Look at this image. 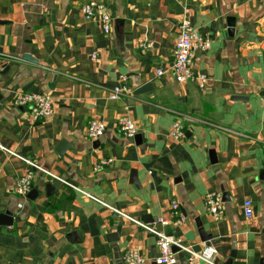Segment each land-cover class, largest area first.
Masks as SVG:
<instances>
[{"label": "crops", "instance_id": "obj_1", "mask_svg": "<svg viewBox=\"0 0 264 264\" xmlns=\"http://www.w3.org/2000/svg\"><path fill=\"white\" fill-rule=\"evenodd\" d=\"M89 2L110 16L109 34L82 15ZM183 19L210 40L193 57L202 90L170 71ZM123 76L130 94L110 99ZM19 93L48 94L52 115L14 107ZM124 116L138 128L131 140L116 127ZM93 119L106 125L97 140L86 135ZM175 121L180 140L169 137ZM0 145L67 183L36 170L35 193L20 196L31 167L0 150V213L11 214L0 264H123L128 250L154 264L155 236L83 193L196 251L211 244L216 264H264V0H0Z\"/></svg>", "mask_w": 264, "mask_h": 264}, {"label": "built area", "instance_id": "obj_2", "mask_svg": "<svg viewBox=\"0 0 264 264\" xmlns=\"http://www.w3.org/2000/svg\"><path fill=\"white\" fill-rule=\"evenodd\" d=\"M82 15L86 19H93L95 16H99V20L102 25L103 33L109 34L111 19L108 14L104 12V7L96 2H89L82 6ZM210 46V40L197 34L196 30L191 26L187 19H183L177 26V36L173 48V61L170 67L173 79L178 84H184L186 82H194L199 89H204L208 78L203 74H198L193 69V57L196 50H206ZM10 58L9 56H5ZM95 54L92 58H95ZM158 76L163 74L162 70L156 72ZM126 78L123 76L120 78V83L109 93V98L112 100L127 97L130 91L125 84ZM12 105L16 108H27L31 117L34 120H43L49 118L53 113V99L44 93H19L13 100ZM118 132L126 139L131 140L138 133V128L133 119L124 116L120 117L116 122ZM106 130V125L96 119L89 122L86 127V135L90 140H97L100 138ZM184 136V131L181 124L175 121L169 132V137L173 140H180ZM0 150L7 152L9 155L18 158L19 160L30 165L31 169L21 178L16 180L14 185V192L20 196H26L32 188L33 172L40 171L44 173L51 181L61 182L67 184L60 177L55 176L49 171L44 170L40 166L17 156L10 150L0 145ZM106 163V162H105ZM85 196L90 197L95 202H98L103 207H106L118 214L123 219L141 227L149 234L155 236L156 245L159 251V256L154 260V264H175L176 254L181 253L186 256V260L189 264H216L215 256L217 251L211 244H206L201 250L196 251L189 246H185L180 239L166 236L161 231L157 230L154 224H144L139 220L128 216L114 208H111L104 202L90 196L89 194L83 193ZM205 207L213 219L219 220L224 214L223 202L221 195L218 193H210L205 196L204 199ZM243 214L246 218H250L253 215L252 203L249 199L244 200L242 204ZM172 214L177 215L178 221L176 224L184 222V217L178 212V204L175 202L171 203ZM158 223L165 225L166 222L159 220ZM177 249L173 252L172 248ZM123 264H146V259L141 256L135 250H128L124 253L122 259Z\"/></svg>", "mask_w": 264, "mask_h": 264}, {"label": "water", "instance_id": "obj_3", "mask_svg": "<svg viewBox=\"0 0 264 264\" xmlns=\"http://www.w3.org/2000/svg\"><path fill=\"white\" fill-rule=\"evenodd\" d=\"M229 26L230 27H232L233 28V20H230L229 21ZM232 31V30H231ZM146 88H148V87H146ZM142 89H145V88H142ZM142 90H140L139 92H137L136 94H139L140 92H141ZM62 148H64L65 146H66V144L64 143V142H61V145H60ZM35 193V191H32V192H30V193ZM10 219L11 218V214L9 213V212H4V213H0V220H6V219ZM3 223V225H10V224H7V223H4V222H2ZM0 224H1V222H0ZM208 237V238H207ZM204 240H208V239H210V236H206V237H204L203 238ZM172 250H173V252H176L177 251V249L175 248V247H173L172 248Z\"/></svg>", "mask_w": 264, "mask_h": 264}]
</instances>
